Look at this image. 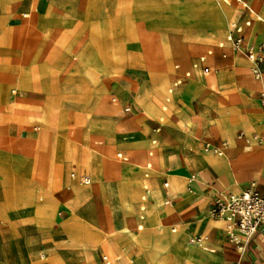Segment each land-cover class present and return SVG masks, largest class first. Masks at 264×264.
I'll use <instances>...</instances> for the list:
<instances>
[{"label":"crops","instance_id":"crops-1","mask_svg":"<svg viewBox=\"0 0 264 264\" xmlns=\"http://www.w3.org/2000/svg\"><path fill=\"white\" fill-rule=\"evenodd\" d=\"M231 1L240 14L244 7L240 19L234 21L224 40L190 66L184 57L186 70L182 71L180 64L173 66L177 76L172 80V74L166 94L159 88L162 79L152 82L145 78L140 82L143 92L138 103L135 94L140 84L133 92L136 81L126 77L125 63L122 75H111L102 69L92 90L83 94L77 92L78 87L85 86L81 79L72 78L64 83L65 69L50 77L54 86L64 83L67 90L57 93L55 101L64 111L74 115L84 113L110 95V104L103 102L106 106L116 105L124 115H132L126 121H122L121 113L118 117L109 115L108 119L117 122L114 136L91 132L88 125L74 118L66 123L64 130L57 126L52 132L37 128L34 117L43 113L46 95L33 89L27 74L10 70L12 81L7 92L20 90L24 97H6L2 101L10 118L5 116L0 125L4 136L0 138L3 141L0 146V264H264V222L258 233L237 249L227 239L226 223L210 214L214 200L228 194L239 195L251 183L264 197V140H261L264 111L259 102L260 94L264 93V77L254 79L252 63L227 42L228 36H239L244 48L258 52L264 45V0ZM1 3L8 12L0 16L10 30H16L14 47L19 48L24 28L37 24L46 0ZM40 7L42 13H39ZM246 22L250 25L245 26ZM237 28L242 29L240 35L235 32ZM46 51L47 48L40 50L43 54ZM216 51L219 52L216 63L233 66L225 75L215 78L220 86H213L222 93L210 99L204 96V81L196 73L209 69L208 61ZM227 51L231 52L229 56ZM128 57L138 62L135 50H128ZM10 60L14 65L20 64L15 51H10ZM158 102L163 103L160 110L156 106ZM195 102L200 104L197 112L193 107ZM16 111L30 116L31 122L15 121ZM216 111L230 114L224 121L221 119V128L227 127L229 138L218 129L209 130ZM182 116L201 121V133L189 137L195 130L182 124ZM121 126L136 135L124 134L118 140L116 131ZM84 130L90 136L104 138L93 143V147L105 145L104 156L110 155V159L111 153L117 151L115 157L120 162L117 164H121L117 180L104 179L102 171L90 173L88 165L87 172L81 170L82 146L77 143L82 141ZM66 135L72 140L60 143ZM48 140L53 144L51 152L43 146ZM206 145L217 152H206ZM57 150L77 163L76 176L67 182V187H64L65 166L56 160ZM141 154L144 159L134 160L133 155ZM154 158L157 171L151 167ZM95 159L102 167L100 153ZM129 163H135L140 169L139 180L133 177L136 170ZM84 178L90 181L89 185L82 184ZM67 233H90L98 241L78 243ZM196 239H201L202 244L196 245Z\"/></svg>","mask_w":264,"mask_h":264},{"label":"rangeland","instance_id":"rangeland-1","mask_svg":"<svg viewBox=\"0 0 264 264\" xmlns=\"http://www.w3.org/2000/svg\"><path fill=\"white\" fill-rule=\"evenodd\" d=\"M16 1L18 0H0V15H5L8 12L6 5L1 2ZM221 2L229 13V22L219 12L217 0H46L44 13L40 14L37 24L32 28H24L23 34L21 33L22 30L20 31L19 34H22V36L21 40L19 39V48L14 47L16 30H10L7 21L0 16V125L5 116L10 118V112L6 106H3L2 101L6 97L8 99L24 97L23 92L20 90L10 89L7 92L8 85L12 81L10 70L14 72L19 70L21 73L27 74L32 85L35 84V87L45 89L44 111L42 115L34 117L36 123H38L37 128H48L51 131L54 126H57L58 129L64 130L66 129V123L74 118L88 125L91 132L98 131L105 135L114 136L115 131L111 130L112 121L108 119L109 115L107 114V109L110 106H106V104H110L108 102L110 95L102 98L90 110L74 115L72 112L62 110L60 105L55 102L57 93L67 91L64 83L72 78H79L85 82V86L78 87L77 92L87 93L92 90L94 81L97 80L102 69H106L111 75H122L124 63L126 77L136 81V85L132 88L133 92L136 91L137 86L145 78H147V81L153 82L156 79H162L164 82L171 80L173 74L172 80H174L177 76L173 71L174 65L180 64L182 71L186 70L187 67L183 65L184 57L187 59V65L190 66L209 48L215 47L220 41L224 40L230 33L234 21L240 19L239 15H242L244 7L240 14L231 0H221ZM42 11L43 8L40 7L39 13H42ZM35 23V21L31 22V25ZM198 30L200 32L197 36L195 33ZM187 42L200 43L189 44ZM43 48H47L45 54L40 52ZM73 48L75 52L72 50ZM130 49L137 52L138 62L140 61L144 65L128 57V50ZM10 51L16 52L20 64H12ZM72 51L73 53H70ZM230 53V51H227L228 56ZM216 58H219L218 51L209 59V69L207 71H197L196 73L204 81V96L210 99H215L222 92L218 88L212 87L213 85L209 80L219 78L220 74L225 75L233 66L231 63L220 65L214 61ZM51 59L64 62L62 68L56 67L55 63L49 64L47 61ZM73 59H76V61H73ZM228 67L230 69H226ZM64 69L67 72V78L62 85L54 86L53 82H50V77ZM43 76L45 77L43 78ZM217 85L220 86L218 79L216 81ZM139 86H142V84ZM135 99L138 103L142 101V98L138 99L136 95ZM105 101L106 104L103 103ZM122 106L124 104H121ZM156 106L160 110L163 103L158 102ZM199 106L198 102L194 103L195 112H197ZM113 107L119 110L116 105ZM216 112H219L221 116L217 117V113L215 114L214 120L210 123V131L220 130L218 123L221 122V119L224 120L230 115L229 112ZM120 113L122 121L129 120L132 117V115H124L121 109L117 115L119 116ZM25 115V113L16 111L14 119L29 124L32 118ZM218 118L221 119L218 121ZM181 122L194 127L195 134L193 136L188 135L189 137L194 138L202 131L203 124L201 121L200 123L198 121L194 122L193 119L183 116ZM149 126L152 128L151 125ZM8 127L10 129V122ZM108 128L109 132L107 131ZM27 129L32 132L36 131L34 127H28ZM221 130L228 129L226 127L225 129L221 128ZM124 134L136 135L124 126L117 129L116 137L118 140ZM0 136L1 139L4 137L2 132H0ZM71 140L66 135L59 141L60 143H67ZM101 140L104 141V138L93 137L86 130L83 131L82 141L77 143L78 146H82L80 149L82 156L81 170L87 172V165L95 163L97 166L96 172L102 171L104 179L117 180L119 173L114 168L121 165L117 164L120 163L115 157L117 151H113L110 157L116 163L109 161L103 154L105 145L103 148L102 146L93 147L94 142ZM0 146H3L2 140H0ZM43 146L48 152L53 150L51 140L46 141V145L43 144ZM157 146H160V142ZM99 153L105 166L99 167V163L95 159ZM133 157L136 161L144 159L142 154L139 156L133 155ZM56 160L65 166L64 180L66 184L64 187H67V182L73 180L76 176L77 163L74 158H69L59 150L56 153ZM151 164H153L151 165L152 169L157 171L156 158L151 161ZM128 165L136 170L132 175L139 180L138 172L140 169L135 163H129ZM143 165L144 162L140 163V166L143 167ZM38 197H41V195H38ZM67 235L71 240L78 243H96L98 241L97 237L90 233H67ZM0 237L2 240V235ZM6 256L10 260V254Z\"/></svg>","mask_w":264,"mask_h":264},{"label":"built area","instance_id":"built-area-1","mask_svg":"<svg viewBox=\"0 0 264 264\" xmlns=\"http://www.w3.org/2000/svg\"><path fill=\"white\" fill-rule=\"evenodd\" d=\"M250 23L246 22L245 26ZM236 34L240 35L241 28L235 30ZM227 42L230 43L235 52H243L247 59L252 63L251 75L256 80H261L264 77V45H261L258 52L255 53L252 48L243 47V39L241 37H227ZM222 48V45H219ZM204 59H200L203 63ZM196 68L197 65H194ZM186 76H189L188 74ZM260 107L264 111V93L259 96ZM125 109V112H128ZM262 141L264 138L261 139ZM206 152L217 150L210 149L205 146ZM121 158V155L117 156ZM90 181L86 178L82 180L83 185H89ZM146 197H143L145 200ZM210 214L214 219L222 220L226 223V236L228 241L237 249L246 245L259 231L264 222V197L255 190V185L251 183L241 194H228L224 197L214 200L210 207ZM196 245H201L202 240L196 239Z\"/></svg>","mask_w":264,"mask_h":264},{"label":"bare ground","instance_id":"bare-ground-1","mask_svg":"<svg viewBox=\"0 0 264 264\" xmlns=\"http://www.w3.org/2000/svg\"><path fill=\"white\" fill-rule=\"evenodd\" d=\"M217 3H218V6H219V12H221L222 13V15L226 18V20H227V22H229L228 21V18H229V13L226 11V8L224 7V5H223V3L221 2V0H217ZM212 7H214V6H212ZM196 24V23H195ZM203 24V23H202ZM208 24V23H207ZM197 25V24H196ZM220 25V24H219ZM226 26V25H225ZM198 32H200V30H198V31H196V33H195V35H197L198 36ZM145 57V56H144ZM147 57V56H146ZM145 59V58H144ZM184 60H185V58H184ZM148 61V60H147ZM49 64H53V63H55L54 65H56V67L58 66V68L60 67V68H62V64H64V62H62V61H59V60H56V59H51V60H48L47 61ZM165 63V62H164ZM184 65H186V62L184 61ZM168 66V65H167ZM187 66V65H186ZM146 68H148V67H146ZM149 70V69H148ZM148 70H146L147 72H149ZM168 71V70H167ZM168 74V73H167ZM170 75V74H169ZM92 76V75H91ZM171 77V76H170ZM214 77V76H213ZM92 78H93V76H92ZM170 81L171 80H169V81H164V82H162V85L159 87L160 89H161V91H163V93L164 94H166L167 93V90H168V88H169V85H170ZM211 81V83H212V85H216V81H217V79H211L210 80ZM34 85V87H33V89L34 90H37V91H41V92H45V89L44 88H42V87H35V84H33ZM32 85V86H33ZM214 86H212V87H214ZM142 92H143V85L142 86H139V88H138V90H137V92H136V97L139 99H141L142 98ZM156 92V91H155ZM159 95V94H158ZM161 96V95H160ZM160 101V100H159ZM223 103V102H222ZM21 106V105H20ZM155 106V105H154ZM21 108V107H20ZM26 108H28V107H26ZM44 108H45V106H44ZM24 109V108H23ZM30 109V108H29ZM110 110V112H107V114L108 115H115V116H117L118 117V111L119 110H116L115 109V107H113V106H110L109 107V109H107V111H109ZM30 111V110H29ZM36 111V113H37V110H35ZM217 113V117L220 115L219 114V112H216ZM27 115V114H26ZM25 115V116H26ZM42 115V114H41ZM221 116V115H220ZM28 118V117H27ZM182 119H183V116L181 117ZM187 118V117H186ZM221 118H218V121L220 120ZM187 120V119H186ZM225 120V119H224ZM223 120V121H224ZM188 121V120H187ZM222 121V122H223ZM112 124H111V130L114 132L115 131V127H116V125H117V122H116V120H112V122H111ZM219 124V126H220V128H221V125H223V124H221V122H219L218 123ZM191 125V124H190ZM219 126H218V128H219ZM110 130V131H111ZM221 130V129H220ZM107 131L109 132V128L107 129ZM221 133H222V135H224V137H226V138H229V134H228V132H227V130H221ZM43 136V135H42ZM231 140V139H230ZM232 141V140H231ZM109 149V148H108ZM107 149V150H108ZM111 149V148H110ZM109 151V150H108ZM110 152V151H109ZM112 152V151H111ZM110 154V153H109ZM110 156V155H109ZM108 156V157H109ZM107 157V158H108ZM106 158V159H107ZM109 159V158H108ZM137 159H139V158H137ZM109 161H110V159H109ZM111 163V162H110ZM107 164V163H106ZM114 165V164H113ZM103 166H105V165H103ZM89 167V172L90 173H93V172H96L97 171V166H96V164L95 163H93V164H91V165H89L88 166ZM115 170H116V172L117 173H119V171H118V167H115L114 168ZM115 172V173H116ZM115 175V174H114ZM116 176H118V175H116ZM86 235V234H85ZM84 238V237H83ZM81 240V239H80ZM84 240V239H83ZM82 241V240H81ZM80 241V242H81Z\"/></svg>","mask_w":264,"mask_h":264}]
</instances>
